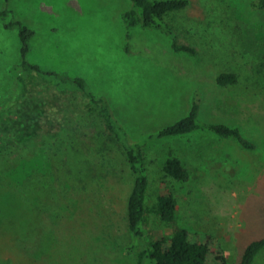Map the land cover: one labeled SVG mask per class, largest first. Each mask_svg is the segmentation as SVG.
<instances>
[{
    "label": "rangeland",
    "instance_id": "rangeland-1",
    "mask_svg": "<svg viewBox=\"0 0 264 264\" xmlns=\"http://www.w3.org/2000/svg\"><path fill=\"white\" fill-rule=\"evenodd\" d=\"M190 1L168 16L171 31L128 29L122 14L131 0H0V9L12 10L6 20H22L35 30L32 61L85 78L134 139L187 115L199 92L201 121L237 125L256 144L246 149L232 137L200 129L156 138L146 147L151 193L172 191L176 223L194 234H215L238 263L247 244L264 235V8L254 7V0ZM175 41L196 51H175ZM20 48L18 30L0 19V150L10 149L13 157L35 148L17 167L0 161V264H136V255L126 252L133 239L127 204L134 174L112 140L118 151L106 158L107 173L96 192L70 198L61 219L25 200L27 175L53 178L44 139L73 115L67 110L74 100L49 91L29 102L23 115L7 110L19 92L10 68L20 61ZM225 71L238 72L241 85L254 77L262 90L220 85L217 75ZM81 127L86 138L95 129L92 122ZM172 155L188 167V180L158 175ZM91 156L103 158L97 152ZM146 229L155 237L170 234L172 227L151 213ZM255 264H264V249Z\"/></svg>",
    "mask_w": 264,
    "mask_h": 264
},
{
    "label": "trees",
    "instance_id": "trees-1",
    "mask_svg": "<svg viewBox=\"0 0 264 264\" xmlns=\"http://www.w3.org/2000/svg\"><path fill=\"white\" fill-rule=\"evenodd\" d=\"M132 5L122 14L128 29L137 25L143 27H165L168 16L178 10L187 8L190 0H131ZM253 6L264 8V0H254ZM11 9H0V19L9 29L16 28L21 41V59L11 65L10 72L16 77L19 92L15 101L7 110L25 114L29 102H35L49 91L58 92L74 100L69 112L73 115L64 117L61 130L45 136L44 143L52 153L51 162L53 178L35 172L23 180V194L26 201H36L56 220L63 216V204L77 195L95 193L106 175L107 159L113 158L118 150L126 158L134 174L133 186L128 198L127 218L132 242L126 248L127 253H134L136 264H255L258 254L264 249V235L250 241L245 247L240 261L234 263L226 252L223 241L215 234L191 233L176 223L178 212L175 194L162 192L152 194L150 191L151 170L146 147L156 138L181 136L195 130L208 129L221 137H232L246 149H255L256 144L246 137L241 128L224 122H207L199 119L201 96H194L187 115L152 132L140 139H134L124 124L115 116L108 99L97 95L82 76L67 75L53 68H44L29 58L32 37L35 34L26 22L19 19L6 20ZM175 51L194 53L195 47L188 44L173 43ZM241 75L236 71H225L217 75L222 86L235 88L250 93L256 88L260 93L261 84L254 77H248L241 85ZM249 79H252L249 83ZM260 84V85H259ZM45 93V94H44ZM255 94V93H254ZM258 96V95H257ZM256 96V97H257ZM36 103V102H35ZM1 120V115H0ZM95 125L94 132L88 138L80 135L84 124ZM78 127V128H77ZM72 128V129H70ZM117 144L118 150L109 141ZM100 153L103 158L94 160L91 153ZM12 151L0 150V161L9 167H17L22 160L34 156L35 148L24 149L11 157ZM176 155L167 157L157 170L161 178L171 177L186 181L190 171ZM0 166V167H1ZM153 198V201L150 200ZM153 213L163 226H170V234L150 237L146 232L149 214Z\"/></svg>",
    "mask_w": 264,
    "mask_h": 264
}]
</instances>
